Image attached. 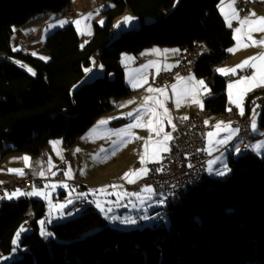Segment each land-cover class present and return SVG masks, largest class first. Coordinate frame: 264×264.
I'll list each match as a JSON object with an SVG mask.
<instances>
[{"label": "trees", "instance_id": "16d2710c", "mask_svg": "<svg viewBox=\"0 0 264 264\" xmlns=\"http://www.w3.org/2000/svg\"><path fill=\"white\" fill-rule=\"evenodd\" d=\"M220 3L115 0L90 40L82 41L73 24L50 34L51 59L44 61L14 50L15 32L38 15L65 11L71 0H0V161L12 153L40 155L54 138L72 146L133 93L125 81L123 55L154 45H206L209 53L195 73L210 89L207 107L225 113L227 81L215 71L230 56L235 39ZM127 12L139 28L115 35V21ZM96 61L107 69L106 77L88 81L87 71ZM262 97L264 90L250 96L249 115ZM262 112L264 124V107ZM228 166V177H206L166 207L164 220L152 228H113L96 206L61 221L41 199L3 200L0 264H264V156L244 154Z\"/></svg>", "mask_w": 264, "mask_h": 264}, {"label": "crops", "instance_id": "0c3cea01", "mask_svg": "<svg viewBox=\"0 0 264 264\" xmlns=\"http://www.w3.org/2000/svg\"><path fill=\"white\" fill-rule=\"evenodd\" d=\"M230 2L231 0H221L219 10L227 27L233 33L235 44L230 50L229 61L221 65L219 64L216 67L215 73L223 78L230 75H237L240 70L250 69L252 73L249 76H243L242 78L227 82L226 94L228 107L232 106L236 108L237 117L229 118L227 116V111L225 113H215L212 111L205 119V123L209 127L206 151L210 160L208 161L207 177H224L216 173L218 171H223L225 165L229 169L228 164L232 158L244 155V142L238 138L239 131L236 132L233 130L239 129L237 120L249 115L247 103L250 96L255 92L264 90V87H252L251 90H246L248 87L247 83H239L244 78L253 75H256L257 79H259L258 69H264V61L259 59L255 61L251 60L253 57L264 56V46L253 44V41H264V32L255 30L256 27H259L258 25H254L250 29L240 21L245 19L257 20L259 18H264V10L259 6H255L246 16H241L237 7V0H235L234 7L239 15V20H237L231 16V11L228 8ZM114 3L115 0H71L69 8L75 12L76 17L66 18V11L61 13L41 14L34 17L26 25L19 27L14 37L22 33H33L39 37V40L36 42L38 43L42 40L43 34L46 31L63 29L73 24L81 34L82 41H88L94 34L95 25H101L96 15L98 13L97 10H100L98 14L102 15V21L105 23L106 19L103 11L112 7ZM253 13L255 15H252ZM125 17H132L133 19L125 23ZM76 21H80V23L77 24ZM61 22L63 23L61 24ZM137 24H139L137 19L134 18L130 12H127L125 16L115 21V31L122 28L126 29L129 25L135 27ZM229 24H231V26H229ZM117 25L119 26L117 27ZM15 43H17L16 39ZM181 50L182 49L178 47L154 45L142 50L139 54L126 53L122 57L125 81L133 90V93L129 97L122 98L116 102L114 110L109 113H114L113 117L106 114L93 125L107 126L110 124L108 127H111L113 130L111 136H113L114 139L115 150H118V153H120V160H123V152L125 156L127 155L126 158L124 157V164L120 167L117 166L118 162H115L114 172L108 174L109 180L104 182L105 187H102V189H107L109 195H116L119 192L128 191L130 185L147 177L149 165L158 163L164 158V155L169 151V144L173 137L176 119L188 118L192 114L203 112L207 108V102H205L204 98L211 92L206 82L199 78L195 71L187 75H179L177 81L170 87H158L150 82L152 77H157L163 72L172 71L177 66L178 56ZM30 53L31 56H33L31 51ZM244 61H250L251 66L244 65L241 67ZM90 69L91 71H87L88 81L93 80L95 77H100V65H95ZM200 81H203V84H201ZM149 88L154 89V91L149 92ZM160 90H163V93H161ZM165 109L167 110L166 113ZM253 112L250 115L253 118V123H256V130L254 131L255 139L250 145V153L260 157L259 155L264 153V124L261 122L263 112L261 110L256 113L255 110V117ZM137 124L139 126H134ZM157 131H159V135L156 134ZM165 135H168L170 139L165 140ZM74 148L75 147H71L73 153L75 152ZM165 148H167L168 151H165ZM236 148L239 149V153L235 151ZM19 154H21L22 157L14 158H23L21 163L24 168L19 167L15 169L12 166L7 167L9 165L5 166V162L10 158L8 155L5 156L0 161V164L4 166L3 169H0L1 180L5 181L8 178L23 179L26 173L43 179L47 177L49 172L48 177H50L64 161V159L60 161L61 157L52 161L50 159V149L47 148L43 159H41L47 167V172H45L46 174L44 175L43 172L37 170L40 161H34L35 157L32 155L18 153V155ZM61 156L65 157L63 153ZM25 157L28 158L27 162L25 161ZM76 167L77 164L73 166V168ZM7 169L16 170V172H7ZM209 169L212 171L210 172ZM21 172L23 173L22 175L20 174ZM37 172L38 174H36ZM132 173H136V175H128V178L125 179L126 174ZM66 176L68 180L71 179L68 173H66ZM33 190L37 191L39 189L33 188ZM28 192L23 198H36L35 194H30ZM6 199L11 201L7 197ZM17 199L19 198L14 197L13 201ZM94 206L99 209L97 204H94ZM48 207L50 208L49 205Z\"/></svg>", "mask_w": 264, "mask_h": 264}, {"label": "rangeland", "instance_id": "374dc122", "mask_svg": "<svg viewBox=\"0 0 264 264\" xmlns=\"http://www.w3.org/2000/svg\"><path fill=\"white\" fill-rule=\"evenodd\" d=\"M97 11L98 13H100V10ZM98 13L96 15L99 21H102V15ZM104 24L105 23H103V25ZM137 28H139V24H137L135 27H133V25H129V27H127L126 29L122 28L120 30L125 31V30L137 29ZM57 30L59 29L46 31L43 34L42 40H40V42L30 47V51L32 52L33 57L42 59L44 61H49L51 59V54L46 47V40L48 39L50 34H53ZM120 30L115 31V35H119L121 32ZM18 36L19 34L16 35V37H14L12 41V44L16 51L20 50L19 44L17 45V43H15V39L17 42ZM36 37L39 40V37L38 36ZM26 70L28 72H32V69L31 71H29V68H26ZM100 70H101L100 78L104 79L106 77L107 69L104 66L100 65ZM89 71H91V69H89ZM115 78H116L115 74L111 73V77H109V80H114ZM256 113L255 111L253 112L254 117L256 116ZM113 114L114 113H111L109 114V116L113 117ZM109 125L92 126L85 134H83V136L78 138V140L74 143L75 145L73 144L74 146L73 145L69 146L72 148L75 147L74 148L75 152L73 154L77 156L79 161H77L78 163H76L77 164L76 168H73V165L70 164L66 173H68L69 178L71 176V179L68 181L70 183L71 182L77 183L79 185V187L77 186L78 188L77 187L75 188L74 185L70 184L69 182L62 183L58 181H53V182H46V187L44 189H39L35 191L33 190V187H30L28 190L29 192L28 191L24 192V190L22 189H14L12 191H9L8 194H11L12 192H16V191L25 194L27 192L28 193L38 192L39 195L35 194L36 198L45 201L50 206V209L53 210L54 212H59V215L61 216V221H67L71 218L79 216L84 208L88 206H94V204L95 205L97 204V206H99L100 211L101 209L104 210L101 211V213L111 221L113 228L119 230H129V229L144 228V227L152 228L158 221L164 220L166 207L168 206H164L163 199L161 197H158L152 188L147 187L142 192H136L133 189L134 185L137 183L136 182L135 184L129 186L128 191L119 192L116 195L113 194L109 195L107 193V189L104 188L102 189V187H105L104 182L109 180L108 174H112L115 170V162H118L117 166L120 167L122 164H124V157L126 158L127 156V155L125 156L123 152L122 154L123 160L122 159L120 160V153H118V150H115L116 148H115L114 139L113 136H111L113 130L111 127H108ZM252 130H253V122H252ZM254 139H255V133L253 139H251V141L249 142V153H250V145ZM69 147H66L64 145L63 140L61 138L52 139L47 147L48 149H50V155H51L50 159L54 161V159L57 160L61 157L60 161L64 159L63 161L64 163L66 161L67 148ZM44 153L45 152L41 153L40 155L34 156L35 157L34 161L36 160L40 161L37 170L43 172L45 175L46 174L45 172H47V167L46 164L43 161H41V159H43L44 157ZM62 153L65 155V157L61 156ZM263 154L259 156L263 157L264 156ZM13 155H17V156H13ZM8 157L10 158H8L7 162H5L6 163L5 166L9 165L7 167L12 166L15 169H18L19 167L24 168L23 164L21 163L23 161V158H14V157H22L21 154L18 155V153H13L11 155H8ZM61 165H59L57 171L53 170L54 174L51 175L50 177H52L53 179L57 177L58 170ZM3 168H4L3 164H0V169ZM10 171H12V169L8 170L7 172ZM36 174H38V172ZM230 174L231 171H228V173L222 175L224 177L221 178H226ZM48 176H49V172L47 177L43 178V180H48L49 178ZM9 179H13V178H8L7 180ZM7 180L5 181L1 180V181L6 182ZM61 191L66 192L67 193L66 196H64L63 199L59 198L55 200L54 199L55 196L57 195V197H59ZM25 196L26 195H19L18 197L15 198L21 199ZM28 198L31 199L30 197ZM13 199L14 197L10 200L13 201ZM3 200L4 199L1 196L0 201L2 202ZM6 201L9 200L6 199ZM81 201H85V203H81ZM131 221H135V223H132ZM3 259L4 258L0 257V263L3 261Z\"/></svg>", "mask_w": 264, "mask_h": 264}, {"label": "built area", "instance_id": "2783aa9c", "mask_svg": "<svg viewBox=\"0 0 264 264\" xmlns=\"http://www.w3.org/2000/svg\"><path fill=\"white\" fill-rule=\"evenodd\" d=\"M237 6L241 16H246L251 12L252 8L259 6L264 9L263 0H255V3H244V0H237ZM73 10H66V18L76 17ZM37 42V37L32 33H22L17 37V43L20 46V51L23 55L30 54V47ZM209 53L206 45L195 42L192 47L182 49L178 56L177 66L169 72L160 73L157 77H152L150 82L154 86L170 87L177 81L179 75H187L195 71L200 58ZM229 58H225L221 63H227ZM96 66L98 63L95 64ZM252 70H240L237 75L226 77V81H233L249 76ZM211 93L206 95L205 102L209 101ZM264 103V97L258 100V107ZM212 113V109L207 107L203 112L192 114L188 118L176 119L173 137L169 144V151L164 155V158L158 162L149 165V172L146 178L138 181L134 185L136 192H142L147 187L154 190L155 194L169 193L172 197L173 187H185L186 184L192 181H200V172L208 168L209 155L207 148V135L209 127L205 123V119ZM229 118L237 117L236 108L230 106L227 110ZM252 116L247 115L238 120L239 134H248L252 129ZM249 142H244L243 147H249ZM77 156L73 154L71 147L67 148L66 161L62 163L58 170L56 178L49 177L48 180L36 178L26 173L23 179H9L6 182L0 180V196L6 201L5 193L14 189H22L27 191L30 187L35 189H44L46 182H69L66 176L70 164L76 165ZM70 183V182H69ZM70 184L77 187V183ZM164 201V200H163Z\"/></svg>", "mask_w": 264, "mask_h": 264}, {"label": "snow or ice", "instance_id": "6c2138e0", "mask_svg": "<svg viewBox=\"0 0 264 264\" xmlns=\"http://www.w3.org/2000/svg\"><path fill=\"white\" fill-rule=\"evenodd\" d=\"M234 4H235V0H231V2L229 3L228 5V8L230 9L231 11V16L233 18H236L237 20H239V15H238V12L236 11L235 7H234ZM252 15H255L254 13ZM133 18L132 17H125V23H128L132 20ZM242 24H245L247 25L250 29L252 28V26L254 25H258L259 27H256L255 30L256 31H262L264 32V18H259L257 20H249V19H245L243 21H240ZM63 22H61L62 24ZM77 24L80 23V21H76ZM101 25H103V21H100ZM119 25H117L118 27ZM229 26H231V24H229ZM253 44H256L257 46H264V41H253ZM15 50V49H14ZM261 60V61H264V56H260V57H253L251 58L252 61H255V60ZM244 65H250V61H244V64L241 65V67H243ZM251 66V65H250ZM29 71H31V69H29ZM223 71V70H221ZM235 71V70H233ZM258 72H259V79H257V76L256 75H253L251 77H246L244 78L243 80H241L239 83L240 84H245L247 83L248 87L246 90H251L252 87H264V69H258ZM35 73H33L34 75ZM201 84H203V81H200ZM149 92H152L154 91V89L152 88H149L148 89ZM161 93H163V90H160ZM167 112V110L165 109V113ZM241 114H242V110H241ZM186 119V117H185ZM170 122V121H169ZM103 123V122H101ZM151 123V122H149ZM134 126H139L138 124L137 125H134ZM253 130L255 131L256 130V126H255V123H253ZM233 131H236L238 132L239 129H234ZM157 135H159V131L156 132ZM165 140H168L170 139V137L168 135H165L164 137ZM165 151H168L167 148L164 149ZM235 151L237 153H239V149L236 148ZM28 158L25 157V161L27 162ZM142 162H143V158H142ZM13 172H16V170H12ZM209 171L211 172L212 170L209 169ZM227 171H230V169L227 168V166L225 165L224 167V170L223 171H218L216 174L217 175H225L227 173ZM21 175L23 174L22 172L20 173ZM128 175H136V173H132V174H126V177L125 179L128 178ZM30 194H36V195H39L38 192H34V193H30ZM5 195L7 196L8 199H12L13 197H17L19 195H25V193H22V192H19V191H16V192H13L11 194H8V193H5ZM101 211H104L103 209H101ZM110 211V209H109ZM132 223H135V221H131ZM40 223L43 225L44 221H40ZM22 231L24 230L23 228L21 229ZM19 235V234H17ZM41 235H51L50 233H46V232H41Z\"/></svg>", "mask_w": 264, "mask_h": 264}, {"label": "bare ground", "instance_id": "6f19581e", "mask_svg": "<svg viewBox=\"0 0 264 264\" xmlns=\"http://www.w3.org/2000/svg\"><path fill=\"white\" fill-rule=\"evenodd\" d=\"M244 3H255V0H244ZM37 41H38V38H37ZM29 55H31V53ZM96 63H98V65H99L98 61H96ZM257 107H258V102H257L256 108L253 111H255V110H256V112L261 111L262 108L264 107V103H261L259 105L258 109H257ZM253 137H254V132L252 129L250 132H248V134H238V138L241 139L243 142L251 141V139H253ZM243 153L249 154V147H243ZM206 177H207V169H203L200 172V181L189 182L188 184H186L185 187H173L172 197H169V193H161V195H159V194H156V195L158 197H161L164 200L163 201L164 206L176 204L179 202V200H180V198L184 192H186L187 190H189L193 187L200 185ZM30 198H33V197H30Z\"/></svg>", "mask_w": 264, "mask_h": 264}]
</instances>
